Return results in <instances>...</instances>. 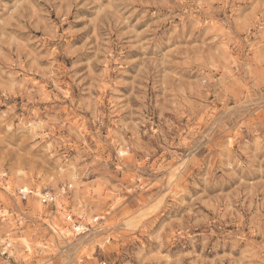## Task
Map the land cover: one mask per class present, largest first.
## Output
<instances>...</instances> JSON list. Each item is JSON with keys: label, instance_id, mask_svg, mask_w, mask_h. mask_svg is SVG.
Wrapping results in <instances>:
<instances>
[{"label": "rangeland", "instance_id": "374dc122", "mask_svg": "<svg viewBox=\"0 0 264 264\" xmlns=\"http://www.w3.org/2000/svg\"><path fill=\"white\" fill-rule=\"evenodd\" d=\"M261 247L264 0H0V264Z\"/></svg>", "mask_w": 264, "mask_h": 264}, {"label": "clouds", "instance_id": "9594fccd", "mask_svg": "<svg viewBox=\"0 0 264 264\" xmlns=\"http://www.w3.org/2000/svg\"><path fill=\"white\" fill-rule=\"evenodd\" d=\"M239 241H240L239 245L234 246L237 252H239L241 249L246 247L249 242L248 239H245L244 237H239ZM257 252H258V258L252 260L251 264H264V247L258 248ZM217 264H241V262L236 258H230L226 255L222 261H217ZM243 264H248V262L244 261Z\"/></svg>", "mask_w": 264, "mask_h": 264}, {"label": "bare ground", "instance_id": "6f19581e", "mask_svg": "<svg viewBox=\"0 0 264 264\" xmlns=\"http://www.w3.org/2000/svg\"><path fill=\"white\" fill-rule=\"evenodd\" d=\"M121 153L122 154H124L125 153V150H121ZM175 174H173V176H174ZM21 189V192H23V193H25L26 194V192H25V189H23V188H20ZM45 194H49V192H47V193H45ZM38 207H39V209H41L42 208V206H41V204L40 203H38ZM68 218H71V216H68ZM54 228H55V230H57L56 229V226L54 225L53 226ZM76 227V230L77 231H79V230H81L83 227H82V225L80 224L79 226H75ZM59 233H62V234H66V235H68V232H70V231H68V230H64V231H59V230H57Z\"/></svg>", "mask_w": 264, "mask_h": 264}, {"label": "built area", "instance_id": "2783aa9c", "mask_svg": "<svg viewBox=\"0 0 264 264\" xmlns=\"http://www.w3.org/2000/svg\"><path fill=\"white\" fill-rule=\"evenodd\" d=\"M54 197L51 194H45L42 197V201L43 202H49V201H53Z\"/></svg>", "mask_w": 264, "mask_h": 264}]
</instances>
